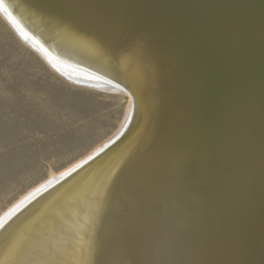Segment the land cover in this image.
I'll use <instances>...</instances> for the list:
<instances>
[{"label":"bare ground","instance_id":"6f19581e","mask_svg":"<svg viewBox=\"0 0 264 264\" xmlns=\"http://www.w3.org/2000/svg\"><path fill=\"white\" fill-rule=\"evenodd\" d=\"M161 1L163 5L168 2ZM175 1L178 11L167 5L162 11L161 2L158 9L157 0H0L5 20L11 22L14 17L15 23H19L14 26L11 22L16 33L20 34L25 28L31 35L33 40L24 42L29 47L42 56L47 55L60 69L65 66L72 72L92 71L118 85L129 84L121 78L128 65L111 47L113 40L103 36L104 27L107 31H117L122 24H128L141 35L139 40L145 42L147 49L154 47L158 55L162 51V59L170 71H163L161 78H167L168 88L170 78L174 80L175 74L198 51L195 46L198 42L202 56L193 64L198 74L197 94L200 95L201 116L211 131H215L210 142L216 144L213 148L207 142L200 166L196 165L202 182L196 199L199 205L193 210L200 211L196 229L190 223L177 225L173 221L169 207L179 196L167 193L164 201L156 200L157 192L152 193V198L137 197L141 188L138 181L113 191L131 176L118 177L119 165L115 163L112 165L115 173L108 167L84 181L73 182L74 178L18 216L0 237V264H65L58 257L62 254V241L57 244L59 254L49 251L48 246L61 214L60 207H76L79 195L83 194L80 203L89 184L86 196L106 198L104 203L108 202L112 191L117 194L124 190L137 197L128 206L140 209L135 210L141 220L140 236L122 246L120 264H264V0ZM162 16L165 23L158 21ZM30 17L40 23L37 29L30 24ZM142 23L148 29L143 31ZM99 27L103 31L96 29ZM203 30L206 31L200 33ZM205 33L214 38L203 44L200 41ZM172 42L178 45V52ZM188 49L192 51L191 56ZM172 62L179 64L173 67ZM253 84L257 86L251 88ZM157 87L165 89L158 81ZM112 88L120 90L116 86ZM127 95L130 104L122 126L87 158L116 140L129 122L136 120L138 114L132 113V97ZM207 156L211 158L205 160ZM134 169H139V165ZM68 170L31 191L10 210ZM147 176L142 173L136 177L145 183ZM67 208L63 209V214L71 215L74 210ZM145 209L153 215L147 218ZM113 212L105 213L103 218L106 231L90 232L93 239L114 245L113 228L118 215ZM37 234L45 243L46 256L36 241ZM124 236L125 231L121 229L118 238ZM115 254L109 252L110 261H116ZM66 259L71 261L70 252Z\"/></svg>","mask_w":264,"mask_h":264},{"label":"water","instance_id":"95a60500","mask_svg":"<svg viewBox=\"0 0 264 264\" xmlns=\"http://www.w3.org/2000/svg\"><path fill=\"white\" fill-rule=\"evenodd\" d=\"M167 1L163 5L161 0H157L158 9L161 2L162 11L166 5L170 9L175 7L178 11L177 1ZM10 20L14 26H19V23H15L14 17L13 20ZM158 21L165 23L164 16L162 18L159 17ZM11 22L10 24H12ZM29 22L36 29L37 24H40L38 20L35 21L32 17H30ZM189 24L194 30L193 25ZM125 25L127 27L122 24L117 31H107V27H104L103 36H105V39L111 38L113 40L111 47L117 54H120V57L126 60L128 70L126 72L122 71L123 75L121 78L128 80L129 84L119 83L118 85L109 81L107 77H98L99 74L92 71L72 72L68 71L65 66H61L63 69H60L58 67L60 65H56L58 63L46 57L47 55H43V57L51 66L58 68L56 72L64 78L81 74L85 76L81 78H85L87 82L96 80L108 87L116 86L130 94L132 97V113L138 114L136 120L132 123L129 122L122 134L112 143L100 149L94 156L86 157L87 159H84L83 164L70 168L68 170L69 173L66 172L67 174L65 173L41 188L13 211L8 210V212H5L0 218L3 219L5 217L0 222V237L18 216L37 206L41 200L61 189L70 180L75 178L73 182L80 179V181H84L92 176L93 173L94 175L101 173L108 167L115 173L116 168L112 167L115 163L120 167H118V177L126 176L127 174L131 176L129 180L126 179L121 184H118L113 191L116 189L120 190L125 188L124 186L138 181L141 188L138 189L140 194L137 197L152 198V193L157 192L156 200L164 201L167 193L173 194L175 197L179 196V198L174 200L173 205L169 207L173 221L177 225L187 222L194 229L197 228L200 211L193 210L199 205L196 199H198V195L202 190V182L200 181L197 167L200 166V157L204 155V151H207V142L213 148L216 147V144L210 142L215 135V131H211L207 126L208 124H206V120L201 116V101L199 99L200 95L197 94L198 88L196 84L198 82V79H196L198 74H195L196 67L193 66L195 60L202 56V47L196 42L195 46L198 47V51L175 74L174 80L170 78L171 84L168 88V84L165 82L167 78H161L163 71H170L164 64L165 60L162 59L163 52L160 50L161 54L158 55L153 46H151L153 49L150 46L147 49L144 45L145 42H140L139 40L141 35L129 28L128 24ZM123 26L127 29L126 31H124ZM142 26H144V31L147 27L143 23ZM23 29L25 32L20 29L23 33L20 32L18 34L24 42H31V35L25 28ZM96 29L99 32L103 31L100 27ZM205 31L203 30L200 33ZM206 36H209V34L205 33L203 41H200L204 42L203 44L214 38V36L213 38L209 36L205 39ZM174 43L172 42L178 52L179 47ZM191 53V49H188L189 56H191ZM178 64L177 62H172L173 67H177ZM156 80L159 84H163L165 89H159ZM85 86L90 87L88 85ZM97 86L100 87L99 85ZM256 86L257 84H253L251 88ZM210 158V156H207L205 160ZM197 164L198 166H196ZM138 165L139 169H134ZM142 173L148 175L145 183L136 177ZM90 185H86L84 199L80 203L79 200L83 194L79 195L76 207H60L61 214L54 228L58 233L54 230L48 249L49 251L57 252V244L61 240V248L63 247V250L58 257H61L65 264H120L123 262L121 258L122 246L130 242L132 238L138 239L140 236L141 220L137 217L135 211L140 209L128 206L132 205L134 203L133 200L137 197L126 194L127 192L124 190L117 192V194H113L112 191V196L108 202L104 203L106 198H97V196L89 198L86 196V191ZM183 190L185 191L184 195L180 197V193ZM119 194H121V197H117ZM203 203L205 204V200ZM183 205L187 206L184 207ZM65 207L72 208L74 212L71 215H68V212L63 214ZM111 212L118 215L113 228L116 233H114V245H107L106 242L93 239L90 236V232L92 230L96 232L106 231L107 225L104 223L103 218L105 213ZM145 215L149 218V215H153V212H148L145 209ZM124 217H126V220H123ZM121 229L125 231V236L119 239L118 234ZM82 231L83 233H81ZM41 239L37 234L36 241L40 244L43 256H46L48 253L45 249V243ZM111 251L112 253L116 252L115 262L113 260L110 261L108 258ZM69 252L71 261L68 262L66 258L69 256ZM57 253L59 254V252Z\"/></svg>","mask_w":264,"mask_h":264},{"label":"rangeland","instance_id":"374dc122","mask_svg":"<svg viewBox=\"0 0 264 264\" xmlns=\"http://www.w3.org/2000/svg\"><path fill=\"white\" fill-rule=\"evenodd\" d=\"M1 14L0 218L106 144L130 104L126 92L58 74Z\"/></svg>","mask_w":264,"mask_h":264}]
</instances>
